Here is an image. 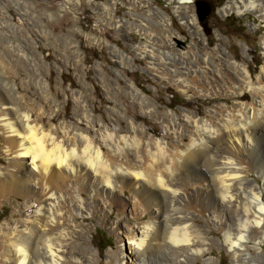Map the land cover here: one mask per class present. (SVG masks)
Returning <instances> with one entry per match:
<instances>
[{"label":"bare ground","instance_id":"obj_1","mask_svg":"<svg viewBox=\"0 0 264 264\" xmlns=\"http://www.w3.org/2000/svg\"><path fill=\"white\" fill-rule=\"evenodd\" d=\"M191 2L179 0L177 15L183 16V5ZM156 13L163 16L167 28L168 19ZM220 13H252L264 26V0H230ZM183 19L192 31L195 20ZM194 31L192 42L205 49L193 55L191 51L173 53L184 65L180 77L177 69L159 67L154 45L140 51L153 60V71L161 70L162 80L172 81L182 94L227 97L232 102L218 103L204 115L191 110L162 114L158 117L161 137L130 116L124 118V131L122 120L114 117H121L118 112L109 122L94 118L86 100L77 94L80 122L45 129L44 117L34 119L0 95V124L9 140L7 150L15 157L12 170L0 169V194L30 196L39 217H25L20 233L19 226H14L8 254L3 256L6 264H93L90 252L68 249L77 239L61 224L67 215L62 209L75 221L76 216L104 214L101 224L119 244L113 264H191L205 258L209 244L196 217L222 235L233 257L231 264H261L262 256L251 251L260 249L264 239L252 237L264 227V64L253 75L246 59L249 50L243 51L242 61L236 60L220 44L209 49L207 40ZM260 40L264 53V35ZM163 41L173 45L171 35L163 36ZM129 90L143 113L151 114L143 92L135 84ZM251 171L259 182L248 179ZM115 208L125 222L132 218L140 224L127 223L123 229L121 219L109 222ZM53 229L56 233L50 234Z\"/></svg>","mask_w":264,"mask_h":264},{"label":"rangeland","instance_id":"obj_2","mask_svg":"<svg viewBox=\"0 0 264 264\" xmlns=\"http://www.w3.org/2000/svg\"><path fill=\"white\" fill-rule=\"evenodd\" d=\"M144 1L150 4L138 2L135 5L128 0H0V95L13 100L22 112L34 115V119L44 117L45 122L41 124L47 125L45 129L64 122H80L81 112L75 102L77 94L86 100L94 118L109 122L114 112H118L122 118L119 115L114 117L122 120L124 131H127L124 118L130 116L151 134L161 137L164 132L158 117H163L162 114L173 112L180 115L181 110H191L201 111L204 115L218 103L230 104L232 98L203 99L182 94L172 81L162 80L161 70L158 73L153 71V60L140 51L146 45H154L159 67L177 69L178 77L182 76L184 65L173 53L181 55L191 51L193 55L195 51L205 49L203 44L192 42L196 38L191 34L194 29L207 40L209 49L220 44L236 60L242 61L243 51L249 50L246 59L253 75L264 64L260 40L264 26L252 13L221 15V9L230 0H192L183 5V16L175 12L179 0L172 3L167 0ZM19 2L21 5L18 6ZM197 2H204L209 7L203 19L200 16L204 13H200ZM155 11L168 19L167 28L163 16ZM185 17L195 20L192 31L184 24ZM138 28L145 33H140ZM166 34L171 35L173 45L163 41ZM161 59L167 65L163 62L162 65ZM131 84H135L148 99L151 106L148 116L130 92ZM51 118L54 120L50 121ZM82 126L86 128L84 123ZM8 144L0 124V169L4 172L13 169L15 160L7 150ZM248 179L259 182L253 171ZM9 193L0 194V264H6L3 256L8 254L14 226H19L20 233L24 219L39 218L36 216L37 203L30 196ZM84 197L88 198L86 194ZM129 197L128 193L124 195L126 200ZM66 210L62 209L67 215L61 219V224L77 239L68 249L90 252L93 264H113L119 244L115 235L101 224L104 214L76 216L75 221ZM196 218L209 251L205 258L191 264H208V259L212 260L211 264H231L233 257L222 243V235L203 218ZM116 219H121L123 229L129 225L127 223L140 224L132 218L125 222L117 208L108 221ZM80 226L86 227L81 230ZM1 231L6 232L2 234ZM55 233L56 229L50 232ZM263 236L264 227L252 233L257 241ZM261 244L260 249L251 252L256 257L260 254L261 264H264V239ZM63 264L77 263L65 261Z\"/></svg>","mask_w":264,"mask_h":264},{"label":"water","instance_id":"obj_3","mask_svg":"<svg viewBox=\"0 0 264 264\" xmlns=\"http://www.w3.org/2000/svg\"><path fill=\"white\" fill-rule=\"evenodd\" d=\"M197 5L203 9V12H202L201 8H199L200 13L201 14L204 13L203 16H200V19H203V17L207 16V14L209 12V7L204 2H197Z\"/></svg>","mask_w":264,"mask_h":264}]
</instances>
